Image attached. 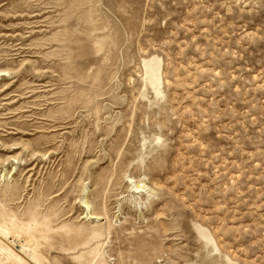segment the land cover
<instances>
[{
    "label": "rangeland",
    "instance_id": "1",
    "mask_svg": "<svg viewBox=\"0 0 264 264\" xmlns=\"http://www.w3.org/2000/svg\"><path fill=\"white\" fill-rule=\"evenodd\" d=\"M0 229L26 264H264V0H0Z\"/></svg>",
    "mask_w": 264,
    "mask_h": 264
},
{
    "label": "bare ground",
    "instance_id": "2",
    "mask_svg": "<svg viewBox=\"0 0 264 264\" xmlns=\"http://www.w3.org/2000/svg\"><path fill=\"white\" fill-rule=\"evenodd\" d=\"M3 72H7V70H4ZM2 72V73H3ZM39 75V74H38ZM39 76H41V75H39ZM140 187H137V189H139ZM85 206H86V208L88 209L90 206L88 205V203H86L85 202ZM96 214H94V213H91L90 214V216L92 217L91 219H101L100 217H96L95 216ZM0 231H1V229H0ZM2 232H6V231H4V230H2ZM8 233L6 232V235H7ZM10 234V233H9ZM26 238H28V241L29 240H31V237H26ZM27 241V240H26ZM27 244V243H26ZM25 245V244H24ZM5 247V246H4ZM4 247H1L0 248V252H2L4 255H6L7 257H8V260L9 261H11V262H13L14 264H26V260L24 261L23 259H21V257H19L13 250H11V248H8V249H6V248H4ZM27 249V248H26ZM28 249H30L29 247H28ZM26 251V250H25ZM20 255V254H19ZM34 260H37L38 261V258L37 257H35V255H34V258H33Z\"/></svg>",
    "mask_w": 264,
    "mask_h": 264
}]
</instances>
